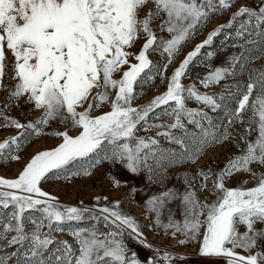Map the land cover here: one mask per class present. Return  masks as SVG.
<instances>
[{
	"label": "snow or ice",
	"instance_id": "snow-or-ice-1",
	"mask_svg": "<svg viewBox=\"0 0 264 264\" xmlns=\"http://www.w3.org/2000/svg\"><path fill=\"white\" fill-rule=\"evenodd\" d=\"M234 3L0 0V92L6 90V75L16 81L0 107V127L23 130L0 142V162L21 159L17 153L27 140L25 133L39 137L52 122L65 126L64 131L51 133L61 140L58 146L32 156L16 179L0 178V253H4L0 264L13 259L15 264H173L174 260L184 259L147 243L135 218L120 210L119 200L101 206L97 197L92 207L64 206L39 185L49 173L64 170L97 152L133 175L143 172L149 184H162L170 167L194 164L208 147L233 139L229 128L236 124L245 125L240 137L245 146L240 155L230 157L217 171L209 166L195 175L177 176L183 190L173 187L149 196L144 201L146 218L151 221L149 230L156 234L163 231L173 239L181 234L184 239L178 241L180 245L198 241L201 257L223 258L225 264H264V173L257 174L250 167H264V71L249 74L244 91L235 100L236 107L231 109V97L226 94L232 86L222 83L235 78L248 46L264 45V0H257L258 7L242 6L227 24L197 44L167 78L164 93L147 104L133 106L138 95L136 86L154 84L156 76L163 84L164 73L181 47L213 14H222ZM141 12H145L143 17ZM241 17L246 19L235 31L236 39L228 44L231 34H226L225 40V48L239 47L241 52L228 57L222 66H209L206 75L185 86L182 79L188 78L190 66L201 50L210 47ZM157 21V30L166 32L168 38L157 39L152 27ZM141 38L145 40L141 50L131 52ZM154 49L165 57L162 66L150 59ZM7 53L13 57L11 64L5 63ZM214 55V51L206 53L208 59ZM197 84L204 89L219 86L221 91L202 92ZM21 99L32 105V110L41 112L35 122L21 123L6 114L13 104L19 107ZM190 101L198 107L189 108ZM105 104L110 111L92 115L94 109ZM247 112L251 115L245 121ZM214 113H223L227 123H217L219 116ZM73 130L78 134L70 135ZM140 130L155 135L141 137L137 135ZM253 133L254 138L249 139ZM235 146L239 149L240 143ZM240 172L250 174L256 185L245 188V180L239 187L227 188L226 181ZM73 175H91V169L82 168ZM109 177L114 188L122 186L114 176ZM203 192L215 196V200H201L199 193ZM174 201H179L182 221H177L175 211L168 208ZM165 212L167 222L162 219ZM86 220L94 222L91 227L68 232L74 243L56 240V233L65 232L63 225ZM97 223H103L108 231H99ZM125 236L150 249L153 255L145 262L137 258L136 252L129 255ZM8 248L13 251L6 252Z\"/></svg>",
	"mask_w": 264,
	"mask_h": 264
},
{
	"label": "rangeland",
	"instance_id": "rangeland-1",
	"mask_svg": "<svg viewBox=\"0 0 264 264\" xmlns=\"http://www.w3.org/2000/svg\"><path fill=\"white\" fill-rule=\"evenodd\" d=\"M242 6L258 7L257 0H235V3L222 14H213L206 25L198 29L196 35L181 47L179 54L175 58V61L168 66L167 71L164 73L166 78L163 84L161 83L160 77L156 76L154 84L146 83L143 86L139 84L136 86V92L138 95L137 99L133 102V106L137 107L147 104L155 96L164 93L166 91L167 78L172 75L174 70L179 66L180 62L185 58V56L189 52L193 51L197 44L205 40L211 31L218 28L220 25L227 24V22L233 17V14L236 13ZM148 7H151V5ZM146 11L147 9H145V12ZM145 12H141V17L145 15ZM245 19L246 17L239 18L233 28L224 29L221 35L214 39L213 44L210 47H206L205 49L201 50L200 55L196 58L193 65L190 66L188 78L182 79V83L185 86L193 83L197 77L206 75L210 70L209 66H222L228 57L241 52L239 47L225 48V40L226 34H231L227 39L228 44H231L236 39L235 31L239 28L240 23ZM157 23L158 21L152 25L153 29L156 31L157 39H160L161 37L168 38V34L166 32L162 33L157 30ZM239 42L240 41H237V43ZM143 43H145L143 38L138 39L130 51L133 53H138L141 50ZM208 51L215 52V55L212 59L207 58L206 53ZM150 59L155 63H159L161 66L165 62V57L161 54L159 49H154L151 51ZM12 61L13 57L11 53H7L5 63L11 64ZM132 62L135 61L133 60ZM126 68L127 66H125V69ZM258 71H264V45L260 43L250 45L248 46L247 50L244 51L243 58L240 61V64L237 66L235 78H231L225 82H222L232 86L231 92L226 94L231 97V100L228 102L229 109L236 107L235 100L244 91L243 86L248 83L249 74H254ZM115 78L119 79V75H117ZM15 83V80H9L8 75L5 76L6 90L0 92V107L5 104L8 98V90L12 89ZM197 87L200 91L208 92L210 94L221 91L219 86L204 89L199 84H197ZM93 94H95V92ZM255 95L256 92L254 91L253 97H255ZM89 102H91V97L89 98ZM187 106L189 108L198 107L197 104L191 101L187 103ZM84 107H87V103H85ZM78 110L83 111V109ZM108 111H110V107L109 105L105 104L98 109H94L92 115L98 116ZM6 114L21 123H27L29 121L35 122L40 117L41 112L32 110V105L25 104L24 100L21 99L19 101V107H16L15 104H13L12 108L7 111ZM213 115L219 116L217 123H220L221 121H223L225 124L227 123V121L224 119L223 113H214ZM250 115V112L245 113V121H247ZM244 128L245 125L243 124H236L230 127L229 131L233 139L223 144L208 147L196 163H185L182 166L170 167L167 171V179L162 184H149L145 180V174L143 172H141L139 176L133 175L123 169L120 165H112L108 161L104 160V153L97 152L84 160L74 162L73 164L67 166L64 170L59 172L53 171L52 173H49L48 176L40 183L39 187L43 192L48 193L52 197L58 198L59 203L64 206L92 207L96 205L97 197L100 198L101 206H110L113 202L119 200L121 202L119 205L120 210L123 213L135 218V220L141 226L147 243L161 249H166L174 256L184 257L182 260H174L173 264H225L223 258L201 257L198 254L200 247L198 241H189L188 243L180 245L178 241L184 239V237L179 233H177L176 237L173 239L171 238L170 234L167 236L164 235L163 231H160L159 234H156L154 231H150L148 225L151 221L150 219L146 218L144 201L149 196L160 193L169 188L175 187L178 190H183L182 181L176 178L179 175L184 173L195 175L197 170L207 169L209 166L213 169V171L223 168V166L228 163L230 157L240 155V150L244 148L245 145L240 142V137L244 133ZM54 130L64 131L65 126L59 125L56 122H52L49 127L44 129L45 134L39 137L25 133L27 140L24 143L22 150L17 153L21 159L19 161L0 162V178L9 180L16 179L32 156L40 151L51 150L58 146L61 140L51 135L52 131ZM21 132H23L22 129L0 127V142H3L5 139H9L14 136H18L21 134ZM77 134L78 130H73L70 132V135L73 136ZM137 135L141 137H148L154 136L155 132H146L140 130L137 132ZM254 136L255 133H253L249 139H253ZM22 139H24V137H22ZM237 143H240L239 149L235 146ZM165 147H167L166 144ZM89 167L91 169V175H73V173L81 170L82 168ZM250 167L257 174L264 173V167L258 164H253ZM109 174L121 181L122 186L119 188H114ZM68 177H70V179ZM245 180H247L248 183L243 186L248 189L254 187L257 183V181L253 179L250 174L240 172L230 177L226 181V187L229 189L239 187ZM208 186L209 188L212 186L211 180L208 181ZM104 197H107V200H104ZM199 197L201 200L207 197L209 203L215 200V196L210 195L208 192L199 193ZM81 202H83L82 205ZM178 204L179 201H174L168 205V208H171L175 211L174 218L177 221H182L183 218L178 208ZM33 215H35V213H33ZM97 215H100V213L97 212ZM162 219L167 222L166 212ZM93 223L94 222L91 220H86L82 223L73 222L70 224H65L63 225L65 232L56 233L55 238L56 240H67L69 243H74L73 238L68 234V232L82 227H91ZM96 226L101 232L108 231L103 223H97ZM257 227H259V225H257ZM244 230L245 229L243 227L240 228L241 232ZM202 235L203 229L201 230V236L198 238V240L202 238ZM124 240L130 250L129 255H131V252H136L137 258L141 262H145L150 256L153 255L150 249L144 248L140 244L128 239L127 236L124 237ZM11 251H13V249H6V252ZM237 251H239L241 254H247L243 253L239 249ZM2 254L4 253H0V255ZM8 264H15V260L13 259L8 261Z\"/></svg>",
	"mask_w": 264,
	"mask_h": 264
}]
</instances>
